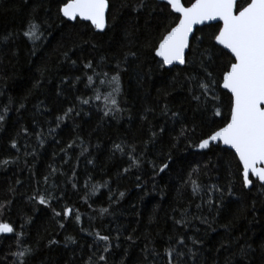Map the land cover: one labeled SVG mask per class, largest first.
Returning <instances> with one entry per match:
<instances>
[{
	"label": "trees",
	"instance_id": "trees-1",
	"mask_svg": "<svg viewBox=\"0 0 264 264\" xmlns=\"http://www.w3.org/2000/svg\"><path fill=\"white\" fill-rule=\"evenodd\" d=\"M181 1L189 6L194 0ZM66 2L0 0V203L7 204L0 223L22 233V247L31 250L25 264H86L89 257L103 264L100 255L107 264H167L170 248L184 252L186 264H264V190L252 178L254 186L243 187L230 150L195 147L229 118L221 88L218 100L193 98L201 92L195 85L206 78L202 65L219 82L223 59L209 40L215 29L195 31L202 42L191 41L188 63L165 69L154 51L178 22L170 7L143 0L136 10L141 0H110L109 26L100 33L63 19L59 9ZM30 21L42 26L43 37L35 42L23 35ZM129 53L135 55L125 60ZM89 62L110 76L120 64V112L104 116L97 110L103 100L90 99L87 76L102 93L110 89L98 84L103 77L85 69ZM189 77H196L191 90ZM216 106L219 117L213 114ZM70 108L74 111L57 127L56 118ZM4 160L11 163L3 165ZM163 163L168 168L159 172ZM189 173L202 186L197 195L185 185ZM212 186L224 195L213 192L209 206ZM40 195L48 207L37 202ZM66 208L73 209L67 218ZM182 218L185 226L176 223ZM204 218L208 223H201ZM15 233L0 235V264L16 259ZM97 234L109 237V252ZM188 248L196 253L194 260Z\"/></svg>",
	"mask_w": 264,
	"mask_h": 264
},
{
	"label": "snow or ice",
	"instance_id": "snow-or-ice-1",
	"mask_svg": "<svg viewBox=\"0 0 264 264\" xmlns=\"http://www.w3.org/2000/svg\"><path fill=\"white\" fill-rule=\"evenodd\" d=\"M143 6V0H141L136 10ZM165 6H170L171 12L178 14L176 17L178 23L170 27L155 48L154 55L159 58L157 63L161 68L171 69L174 65L183 66L188 63L186 50L191 49V41L195 40L197 44L202 42V37L194 35V29L199 32H203L205 28L215 29V31H211L209 36L210 46L215 50L218 57L223 59V63L220 65L218 83L207 65H202L206 78L195 85L201 92L199 96L194 95L193 98L197 101L218 100L216 90L222 88L225 90L223 94L227 95L228 98L229 118L223 127L214 131L207 138H202L195 147L199 150H208L213 145H223L225 148L233 150L240 166L238 171L242 177L243 187L251 189L254 182L250 177H254L255 181L258 182L257 186L264 190V0H194L190 6H184L181 0H165ZM59 11L66 21L78 24L84 22L85 27L90 25L91 28L100 33H103L109 26L106 16L110 11V0H67ZM196 26H205V28H197ZM41 28L42 26L37 22L30 21L28 29L23 35L30 42H35L43 37ZM127 55H135V53L126 54L125 60H127ZM204 55H207V51ZM84 67L87 70H92L97 77H103V79H99L98 84L105 89H110L106 94L102 93L99 86L92 87L96 83L93 76H87L86 87H91L94 93L90 99L103 100V108L97 110L103 111L104 116L120 112L118 100L122 91L119 76L120 64L116 65V74L111 76L107 72H96L91 62L85 64ZM195 79L196 77H189L190 90ZM90 99H82L80 102L89 104ZM72 111L74 109L70 108L63 116L56 118L57 127ZM6 112L7 107H5ZM164 114H167L166 105ZM213 114L217 117L222 115L218 106L215 107ZM3 120L4 116L0 115V122ZM181 135H186L185 129L181 130ZM155 136L156 134L153 133L152 138L155 139ZM11 147L17 148L15 141ZM68 147L71 148L72 145L69 144ZM115 147L116 150L123 153L124 149L120 145ZM133 151H135L134 148ZM129 160L133 166H138L137 161L131 156H129ZM9 163L11 162L8 160L2 161L3 165ZM167 168L168 163H163L158 171L164 172ZM195 172L196 170H193V173ZM193 173H189L185 185H190L193 195H197L202 191V186L197 179L193 178ZM47 181L48 177H45V183ZM73 187L75 188L76 185L73 184ZM96 188V185L92 186V195H95ZM213 192H218L221 196L224 195L221 189L212 186L206 201L209 206L213 204L211 199ZM231 194L229 187L228 195ZM123 196L124 193H120V197ZM33 199L37 198L33 197ZM37 202L45 207L49 206V201L44 195H40ZM6 207L7 204L0 203V210ZM197 208H200V205H197ZM209 210L211 211V207ZM107 212V208L102 209V214ZM72 214L73 209L71 208H66L63 213L65 218ZM55 215L60 216L61 213L56 212ZM185 216L186 213H182V217ZM75 219L79 221L78 213H76ZM176 223L185 226L188 221L182 218ZM201 223H208V221L204 218L201 219ZM60 226L63 227V224ZM14 233L15 229L9 223H0V234ZM21 235L22 233H15L17 251L13 253L16 259L12 264H25V258L31 254L29 248L22 247ZM97 235L99 240L105 242L104 252H109L110 248L107 246L109 237ZM71 242L75 243L74 240ZM51 243H56V241H51ZM177 243L185 244L183 239L178 240ZM192 243L195 245L198 242L193 240ZM173 253H175V259ZM187 254L193 260L196 257L192 248L187 249ZM165 255L168 257L167 264H186L183 261L185 253L182 251L170 248L166 250ZM98 260L107 264L105 255H100ZM86 264H93L91 257Z\"/></svg>",
	"mask_w": 264,
	"mask_h": 264
},
{
	"label": "water",
	"instance_id": "water-1",
	"mask_svg": "<svg viewBox=\"0 0 264 264\" xmlns=\"http://www.w3.org/2000/svg\"><path fill=\"white\" fill-rule=\"evenodd\" d=\"M157 2H159V3H163V4H165V0H156ZM182 2V1H181ZM194 2V1H193ZM183 4V3H182ZM191 5V4H190ZM189 5V6H190ZM168 7H170V6H168ZM174 13V12H173ZM175 15H177L178 16V14L177 13H174ZM62 16V15H61ZM62 18L63 19H65L63 16H62ZM66 20V19H65ZM106 21H107V16H106ZM68 22H70V21H68ZM178 23V22H177ZM197 28H201V27H204V26H196ZM195 29H194V33H195ZM190 40H191V38H190ZM187 53H188V50H186V56H187ZM158 60H159V58L158 57H156ZM184 66V65H183ZM183 66H181V65H174V66H172V68H174V67H183ZM165 69H169V68H165ZM222 89V88H221ZM223 90V89H222ZM225 91V90H224ZM213 146H216V145H213ZM222 148H225V146H223V145H220ZM225 149H227V148H225ZM228 150H230L231 152H233V150H231V149H228ZM197 151H205V150H199L198 148H197ZM234 153V152H233ZM235 155V154H234ZM250 178H252V179H254L255 180V178L254 177H250ZM0 235H7V234H0Z\"/></svg>",
	"mask_w": 264,
	"mask_h": 264
}]
</instances>
